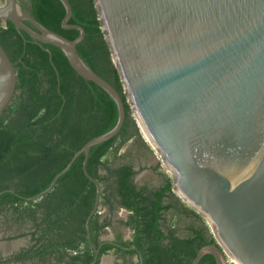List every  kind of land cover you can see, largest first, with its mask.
Wrapping results in <instances>:
<instances>
[{
  "label": "water",
  "instance_id": "95a60500",
  "mask_svg": "<svg viewBox=\"0 0 264 264\" xmlns=\"http://www.w3.org/2000/svg\"><path fill=\"white\" fill-rule=\"evenodd\" d=\"M75 39L49 29L19 0H0V20L10 19L41 43L58 45L73 68L103 87L118 105V120L109 131L86 142L42 192L48 193L81 154L83 171L96 185L86 219L97 264L101 245L92 239L90 222L101 202L102 185L87 169L91 148L117 135L126 117L116 87L81 57ZM103 29L124 88L137 115L174 176L178 195L203 215L219 245L202 246L192 264L206 253L228 264L226 253L243 264H264V0H96ZM27 19L35 27L23 20ZM18 75L0 42V115L11 103ZM141 122V123H140ZM144 137V136H143ZM124 249L140 254L138 247Z\"/></svg>",
  "mask_w": 264,
  "mask_h": 264
},
{
  "label": "trees",
  "instance_id": "16d2710c",
  "mask_svg": "<svg viewBox=\"0 0 264 264\" xmlns=\"http://www.w3.org/2000/svg\"><path fill=\"white\" fill-rule=\"evenodd\" d=\"M19 1L49 29L70 39L79 36V29L62 26L66 8L61 0ZM70 2L69 22L86 30L77 45L79 54L116 87L126 109L120 132L94 145L87 162L89 173L102 185L100 207L90 222L93 242L101 245L97 264L111 252L128 264H140L136 250L107 240L138 247L145 264H192L198 250L219 245L217 239L203 215L178 195L173 174L161 172L159 185L136 180L145 166L137 168L134 156L122 149L137 141L141 132L96 0ZM21 31L10 19L0 20V42L18 75L16 93L0 115V223L9 233L7 239L29 236V240L19 250L0 256V264H91L94 249L86 219L94 206L96 185L83 171L84 154L48 193L29 197L45 190L86 142L114 127L118 105L108 91L73 68L61 47ZM103 208L109 210L106 215ZM119 208L128 212L120 221L131 229V237L124 239L118 233L113 239L102 238ZM199 264L217 262L206 253Z\"/></svg>",
  "mask_w": 264,
  "mask_h": 264
},
{
  "label": "rangeland",
  "instance_id": "374dc122",
  "mask_svg": "<svg viewBox=\"0 0 264 264\" xmlns=\"http://www.w3.org/2000/svg\"><path fill=\"white\" fill-rule=\"evenodd\" d=\"M142 127L143 124H142ZM144 135V137H143ZM137 138V141H129L127 145L122 149L129 152V155H133L135 158V163L137 168L141 165L145 168L138 173L136 180L139 183H149L151 185H159L162 181L161 172L165 170L171 174V170L164 163L163 158L157 148L152 145L149 134L148 137L144 133ZM149 138V139H148ZM108 208H103L101 210L102 215L108 213ZM128 212L124 208H119L112 217V225L108 228L107 232L102 236V238L113 239L118 233H121L124 239H129L131 237V229L124 226L120 220L127 218ZM14 233V232H13ZM9 235L4 230V227L0 223V256H8L14 251L19 250L21 247L28 243L29 236H23L14 239H7ZM3 264H13V263H3ZM102 264H128L123 261L116 253L111 252L105 254L102 257ZM239 264V263H238Z\"/></svg>",
  "mask_w": 264,
  "mask_h": 264
},
{
  "label": "built area",
  "instance_id": "2783aa9c",
  "mask_svg": "<svg viewBox=\"0 0 264 264\" xmlns=\"http://www.w3.org/2000/svg\"><path fill=\"white\" fill-rule=\"evenodd\" d=\"M125 90H126V89H125ZM130 103H131V101H130ZM131 107L133 108L132 103H131ZM133 110H134V108H133ZM134 115H135L136 120H137V115H136V113H135V110H134ZM137 122H138V121H137ZM226 257H227V262H228V264H238V262L235 260V258H234L232 255L226 253Z\"/></svg>",
  "mask_w": 264,
  "mask_h": 264
},
{
  "label": "bare ground",
  "instance_id": "6f19581e",
  "mask_svg": "<svg viewBox=\"0 0 264 264\" xmlns=\"http://www.w3.org/2000/svg\"><path fill=\"white\" fill-rule=\"evenodd\" d=\"M141 123V122H140ZM142 124V123H141ZM142 126V125H141ZM145 128V127H144ZM144 136V135H143ZM149 139V138H148ZM150 141H151V143H152V145H154L155 147H156V145L153 143V141H152V139L150 138L149 139ZM234 258H235V260L239 263V264H243L238 258H236L234 255H232Z\"/></svg>",
  "mask_w": 264,
  "mask_h": 264
}]
</instances>
